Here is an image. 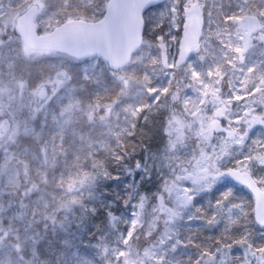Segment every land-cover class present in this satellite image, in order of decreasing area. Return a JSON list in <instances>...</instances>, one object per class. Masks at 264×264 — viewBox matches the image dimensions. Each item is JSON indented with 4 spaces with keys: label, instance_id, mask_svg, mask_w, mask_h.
<instances>
[{
    "label": "snow or ice",
    "instance_id": "6c2138e0",
    "mask_svg": "<svg viewBox=\"0 0 264 264\" xmlns=\"http://www.w3.org/2000/svg\"><path fill=\"white\" fill-rule=\"evenodd\" d=\"M0 264H264V0H0Z\"/></svg>",
    "mask_w": 264,
    "mask_h": 264
},
{
    "label": "rangeland",
    "instance_id": "374dc122",
    "mask_svg": "<svg viewBox=\"0 0 264 264\" xmlns=\"http://www.w3.org/2000/svg\"><path fill=\"white\" fill-rule=\"evenodd\" d=\"M133 182V178L132 177H129V176H123L121 178V181L120 182H110L113 184V187H116L117 184H119V188L117 190H120L123 188V185L124 184H127V183H131Z\"/></svg>",
    "mask_w": 264,
    "mask_h": 264
}]
</instances>
